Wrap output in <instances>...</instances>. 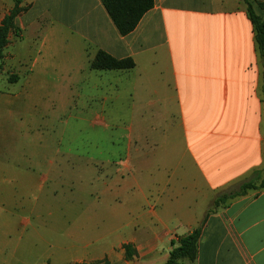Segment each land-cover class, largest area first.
<instances>
[{
    "label": "crops",
    "instance_id": "obj_1",
    "mask_svg": "<svg viewBox=\"0 0 264 264\" xmlns=\"http://www.w3.org/2000/svg\"><path fill=\"white\" fill-rule=\"evenodd\" d=\"M248 1L264 19V0ZM15 2L0 0V24ZM21 6L29 12L17 17L20 35H10L3 58L14 73H20L25 62L20 45L38 42L27 60L32 77L55 73L77 98L83 95L80 89H87L89 106L101 104L92 124L103 133L112 125L101 120V112L124 102L125 95L133 104L134 129L118 140L109 137L106 150L99 140L85 153L58 148V163L51 162L56 165L55 190L66 168L72 173V197L50 204L54 227L61 215L69 214L82 220L98 215L108 224V231L97 236L107 239L105 248L92 242L60 248L71 256L65 255L66 264L123 261L126 244L140 255L169 258L172 242L195 231L206 217L192 264H264V189L214 206L228 188L255 172L264 175V61L246 2L155 0L127 36L119 33L101 0H23ZM31 12L36 15L27 20ZM42 22L45 26L37 35ZM100 51L132 59L135 68L93 70L91 63ZM38 88L49 86L44 82ZM19 137L6 134L2 139ZM7 152L0 146V164ZM114 158L127 161L120 169L112 168ZM64 160H69L67 166ZM149 163L150 178H144L141 172ZM3 206L0 222L6 230L0 231V264H14L23 246L9 232L13 221ZM84 233L71 237H89Z\"/></svg>",
    "mask_w": 264,
    "mask_h": 264
},
{
    "label": "rangeland",
    "instance_id": "obj_2",
    "mask_svg": "<svg viewBox=\"0 0 264 264\" xmlns=\"http://www.w3.org/2000/svg\"><path fill=\"white\" fill-rule=\"evenodd\" d=\"M21 7L23 10L20 15L29 12V7ZM34 15L36 12H31L26 19L34 18ZM44 26L45 22L38 26L37 35ZM19 31L15 33L16 36L20 35ZM26 36H32L34 41L37 39V36H33L31 32H28ZM22 44L19 55L25 62L21 63L20 73H14L13 67H8L9 62L3 61L4 59L0 61V146H4L8 151L4 156L5 160L0 164V205L2 206V203L5 205L3 209L8 213L4 215L13 221L9 232L13 235L15 243L17 244L18 239H21L23 246L16 254L14 264H66L65 255L69 258L71 256L64 250L60 251V248H66L73 242L79 245L92 242L95 247L105 248L107 239H98L97 236L108 231V224L100 221L98 215H93L92 219L82 220L79 215L69 214L61 215L59 223H56L58 225L54 227L51 221H54L55 211L50 204L54 199L66 201L72 197L70 192L72 173L70 168H66L67 175L61 176L63 182L57 183L58 187L55 190L52 171L56 165H52L51 162L58 163L55 159L58 148L64 153L72 147L75 151L85 153L95 147L97 143L95 140H99L104 141L102 144L106 150L109 137L118 140L119 136L128 134L134 127L131 108L133 104L131 96L125 95L124 102L120 104L116 101L108 106L105 113L101 112V120L112 125L109 133H103L102 128L92 124L93 115L98 113L101 104L95 105L94 108L89 106L87 89L82 91L80 89L79 93L82 92L83 95L79 94L78 98L76 94H70L71 90L66 88L65 79L53 77L55 73H51L47 78L38 74L32 77L30 63L27 60L38 42ZM15 78L16 81H13ZM44 82H47L49 88L39 90V83ZM72 98L73 103L70 104ZM63 99L65 102H62ZM19 133V139L8 141L2 139L6 134L9 138H13ZM25 155V160L19 164L17 159ZM123 161L127 160L112 159V168L118 166L122 168ZM63 162L67 166L69 160ZM148 165L149 168L141 172L144 178H150L151 165L150 163ZM28 174L29 186L27 185ZM129 174L130 171L127 169L125 176ZM121 175L122 173L118 177ZM252 178L253 175L246 181ZM23 179H25V188L22 186ZM263 179L264 175L261 173L257 175L255 177L257 185ZM240 184L235 187L238 188ZM58 190L59 192H56ZM83 193L87 194L88 191ZM87 199L88 196L84 200ZM88 201L84 203L83 210L89 205ZM44 202L51 207L48 208L43 204ZM28 204H30L29 208H27ZM65 209L71 211L67 207ZM1 230L6 228L0 222ZM71 233L73 235L84 233L89 237L83 240L75 239L71 237ZM179 239L176 240L174 248L179 246ZM135 251L134 259L130 261L124 253L123 261L110 263L108 258H104L90 264H164L168 259L166 254L140 255L136 249ZM181 262L192 264L187 259Z\"/></svg>",
    "mask_w": 264,
    "mask_h": 264
},
{
    "label": "trees",
    "instance_id": "obj_3",
    "mask_svg": "<svg viewBox=\"0 0 264 264\" xmlns=\"http://www.w3.org/2000/svg\"><path fill=\"white\" fill-rule=\"evenodd\" d=\"M242 1L248 5L249 17L253 24L258 48L264 61V19L254 12L248 0ZM22 2L23 0H16L14 8L5 16L0 24V61L4 58V52L9 44L10 35L12 33L17 34L19 31V28L16 26V19L23 10L21 7ZM101 2L122 36H127L134 32L143 17L153 9L155 4V0H101ZM91 68L96 71H123L135 68V63L132 59L119 60L100 51L92 61ZM13 81H16V78ZM255 177H257V172L253 174L251 180L242 182L238 188H228L217 197L214 201V206H219L226 203L229 199L245 195L249 190L264 189V179L257 185ZM206 219L207 217L195 231L179 239V246L170 252L169 258L164 264H184L181 262L183 259H187L191 263L197 260L198 244ZM172 245L174 246L175 242H172ZM123 249L127 260H133L136 254L134 246L126 244L123 246Z\"/></svg>",
    "mask_w": 264,
    "mask_h": 264
}]
</instances>
